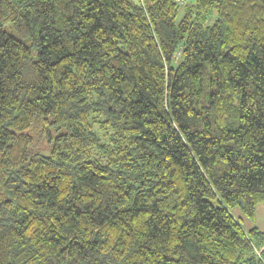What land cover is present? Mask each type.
<instances>
[{
  "label": "trees",
  "instance_id": "obj_1",
  "mask_svg": "<svg viewBox=\"0 0 264 264\" xmlns=\"http://www.w3.org/2000/svg\"><path fill=\"white\" fill-rule=\"evenodd\" d=\"M259 204L264 0H0V264H264Z\"/></svg>",
  "mask_w": 264,
  "mask_h": 264
},
{
  "label": "rangeland",
  "instance_id": "obj_2",
  "mask_svg": "<svg viewBox=\"0 0 264 264\" xmlns=\"http://www.w3.org/2000/svg\"><path fill=\"white\" fill-rule=\"evenodd\" d=\"M191 1V0H184L185 3L180 4L182 6L187 5V3ZM44 153H47L46 151H44ZM245 227L247 229L256 226L258 228H260L261 230L264 231V205L263 204H259L257 206V213H256V217L251 219V218H244V220H242Z\"/></svg>",
  "mask_w": 264,
  "mask_h": 264
},
{
  "label": "built area",
  "instance_id": "obj_3",
  "mask_svg": "<svg viewBox=\"0 0 264 264\" xmlns=\"http://www.w3.org/2000/svg\"><path fill=\"white\" fill-rule=\"evenodd\" d=\"M140 1H142V2H143L144 0H140ZM176 1H178V2H179V4H183V3H185V2H184V0H176Z\"/></svg>",
  "mask_w": 264,
  "mask_h": 264
}]
</instances>
